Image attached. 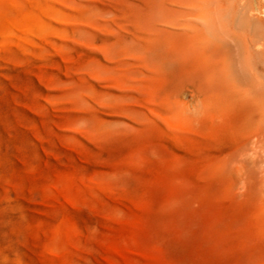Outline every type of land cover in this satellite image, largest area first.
<instances>
[{
  "label": "rangeland",
  "instance_id": "374dc122",
  "mask_svg": "<svg viewBox=\"0 0 264 264\" xmlns=\"http://www.w3.org/2000/svg\"><path fill=\"white\" fill-rule=\"evenodd\" d=\"M202 9L0 0V264H264V198L223 167L249 110Z\"/></svg>",
  "mask_w": 264,
  "mask_h": 264
},
{
  "label": "bare ground",
  "instance_id": "6f19581e",
  "mask_svg": "<svg viewBox=\"0 0 264 264\" xmlns=\"http://www.w3.org/2000/svg\"><path fill=\"white\" fill-rule=\"evenodd\" d=\"M193 1L204 8L197 17L205 29L198 34H224L219 54L225 102L249 110V138L223 158L228 190L237 191L242 182L264 198V0Z\"/></svg>",
  "mask_w": 264,
  "mask_h": 264
}]
</instances>
